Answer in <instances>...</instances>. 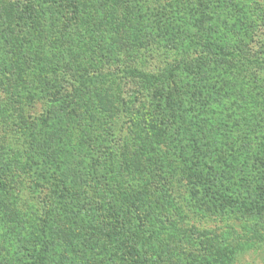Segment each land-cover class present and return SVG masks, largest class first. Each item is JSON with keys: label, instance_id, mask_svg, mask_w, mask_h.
Segmentation results:
<instances>
[{"label": "rangeland", "instance_id": "374dc122", "mask_svg": "<svg viewBox=\"0 0 264 264\" xmlns=\"http://www.w3.org/2000/svg\"><path fill=\"white\" fill-rule=\"evenodd\" d=\"M258 144L264 0H0V264H264V211L190 175L249 187Z\"/></svg>", "mask_w": 264, "mask_h": 264}, {"label": "trees", "instance_id": "16d2710c", "mask_svg": "<svg viewBox=\"0 0 264 264\" xmlns=\"http://www.w3.org/2000/svg\"><path fill=\"white\" fill-rule=\"evenodd\" d=\"M249 18L251 19V17ZM114 31H116V29ZM110 39H111L110 43H112L113 45L112 47L117 49L118 52L124 51V56L127 57V53H126L128 49L127 45L124 42L122 44L121 39L119 40L115 36H111ZM109 45L111 46V44ZM102 50L105 52L106 49H102ZM99 55H100V58L97 57ZM99 55H95V57H97L98 65L101 66V63H106L103 59H101L102 55H105V53L104 54L99 53ZM119 73H115V75H113L114 77H116L117 80H120L121 77H125L127 79L130 78L129 80L132 79L133 81L137 80L139 82H142L143 80L148 81L151 79V77H148L147 74L143 73L141 70H138L136 68H127V69H124L122 72L121 70H119ZM104 76L101 74V76L98 77L97 80L101 82L104 81V84H105V81H106V84L110 83L108 86L117 84L116 80H113V78H111L112 80H110L109 82L108 79ZM166 77L167 75L165 76V78L162 79L161 81L162 84L167 79ZM158 82L160 83V80ZM108 86L106 87L108 88ZM156 86H155V90H156ZM102 89L98 90L97 93H99V91L104 92ZM158 91H160V89L157 90L158 94H155V97H157V95L160 94V92ZM168 97L170 99V95H168ZM158 98L160 99V97ZM159 102L160 101H158L157 104ZM170 114L171 113H168V112L167 114H165L166 121H169ZM262 150H264V145L258 144L256 147H252V150L250 151L251 154L254 155L255 163L258 164L259 166L262 165V162H264V160H262L261 158V155H264V152ZM227 151L228 150H224V152H221L220 154H218L216 156V159L215 158H209V159L201 158V159L196 160L194 163L196 164L198 169L189 168L190 170H192L190 175H192L193 177H196V170H197V173L202 176H210L211 174H214L216 179H218L217 181H219L220 184H223V191L226 194V196L223 197L226 199L224 202L225 206L228 205V207H231L232 205H236V206H239V208H247L251 210L254 209L255 207L258 211L261 209L264 211V172L260 174L259 178H256L257 181L255 184L251 183L252 185L249 187L238 185V181L247 182V180L244 177L240 178V175H239L240 172L237 170L235 166V162L230 163L229 161H227L228 157L225 156V153ZM228 152L231 153V151H228ZM169 154L171 156H174V151L169 152ZM169 161H170L169 159H166V162H169ZM171 162L172 160L170 161V164ZM189 164L191 165L193 163L190 162ZM190 175L186 176V178L189 179V182L193 181V178ZM205 183L206 181H204V185L202 187L204 186L207 187ZM2 184H3V181L2 179H0V186ZM207 190H209V188H207ZM258 194L260 195L259 200L256 198ZM239 196L241 197V199L240 198L236 199ZM41 248L37 247L34 249L31 255V260H32L31 264L38 263V260L39 258H41V254H42Z\"/></svg>", "mask_w": 264, "mask_h": 264}]
</instances>
